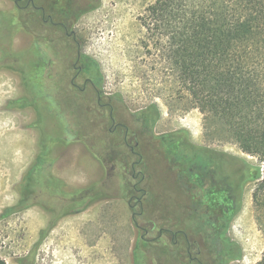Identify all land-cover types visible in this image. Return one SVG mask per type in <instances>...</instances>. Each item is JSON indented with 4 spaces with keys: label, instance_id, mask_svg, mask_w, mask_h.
Masks as SVG:
<instances>
[{
    "label": "trees",
    "instance_id": "obj_1",
    "mask_svg": "<svg viewBox=\"0 0 264 264\" xmlns=\"http://www.w3.org/2000/svg\"><path fill=\"white\" fill-rule=\"evenodd\" d=\"M33 2L36 7L44 6L54 22L71 27L95 8L93 0ZM41 14L31 5L0 12V69L15 74L22 90L7 107L30 109L34 115L31 127L38 132L37 153L18 185L19 199L6 210V216L38 204L42 190L50 198L67 200L66 207L75 198L77 208L72 212L105 197L92 189L74 194L65 190V184L52 174L56 147L82 142L102 163L115 162L125 176L132 158L121 141L108 145L104 141L102 152H97L96 140L82 139L99 135L100 128L94 123L93 108L84 107L71 90L60 86L67 71L65 60L73 49L62 30L44 23ZM139 22L144 29L142 49L154 57L158 72L171 80L169 97L187 99L205 125H219L239 151L258 164L196 145L184 129L155 137L160 158L174 171L177 184L190 199L186 215L194 214L200 220L209 253L218 255L220 264H227L241 256L240 248L226 234L242 208L243 189L249 182L254 183V220L264 237V0H150ZM17 31L29 36L30 43L24 51L13 53L11 40ZM85 70L99 77L98 64L90 58ZM159 117L156 103L150 102L134 115L140 131L130 130L138 136L150 134ZM138 153L142 158L139 167H144L143 154ZM129 185L125 183L126 188ZM82 203L86 204L81 207ZM54 212L55 222L64 215L63 210ZM137 253L134 261L139 264L142 254ZM0 264H6L2 258ZM255 264H264V249Z\"/></svg>",
    "mask_w": 264,
    "mask_h": 264
},
{
    "label": "rangeland",
    "instance_id": "obj_2",
    "mask_svg": "<svg viewBox=\"0 0 264 264\" xmlns=\"http://www.w3.org/2000/svg\"><path fill=\"white\" fill-rule=\"evenodd\" d=\"M149 1L93 0L95 8L84 14L73 30L82 54L98 64V85L101 93L109 97L117 121L128 125L132 131H140L134 115L150 102L158 107L160 117L152 132L138 136L137 151L143 154L145 163L136 170L145 173L140 187L146 192L140 220H153L159 226L183 224L189 238L199 240L198 231L203 232L204 228L194 214L186 215L190 199L177 184L174 171L160 158L155 137L184 129L196 145L241 158L253 166L258 164L239 151L219 125H205L203 116L187 99L169 97L171 80L165 73L158 72L154 57L141 47L144 29L139 17ZM14 10L10 0H0V12ZM29 43V36L17 31L11 40V50L20 53ZM21 94L18 77L0 69V258L6 264H20L21 260L25 264H132L134 230L131 211L123 198L129 197L125 183L129 181L131 185L139 178L134 181L129 172L125 176L115 162L102 163L82 142L53 150L52 174L65 184L69 193L92 189L105 194L107 199L55 222L54 211L64 210L67 200L41 194V206L6 216V210L19 199L18 185L37 153L38 132L31 127L33 112L7 107L9 101ZM94 142L97 152H102L104 141ZM136 160L137 157L131 158V161ZM111 166H115V170L110 171ZM253 187V182L245 184L242 208L227 231L230 241L240 248L241 256L227 264H255L261 258L264 237L254 220ZM203 233L205 237L207 232ZM199 246L206 258L208 247L201 242ZM166 264L176 263L169 260Z\"/></svg>",
    "mask_w": 264,
    "mask_h": 264
},
{
    "label": "flooded vegetation",
    "instance_id": "obj_3",
    "mask_svg": "<svg viewBox=\"0 0 264 264\" xmlns=\"http://www.w3.org/2000/svg\"><path fill=\"white\" fill-rule=\"evenodd\" d=\"M11 2L14 7H20V5L21 7H28L31 5L33 9L41 11V19L44 23L51 24L54 28L59 30L61 29L66 40L71 44V49H73L72 53L65 60L67 71L63 73L62 79L64 85L60 86H66L71 90L74 98L77 101L82 102L81 104L84 107L93 108L96 117L94 123L97 124L101 132L99 135L84 137L82 139L107 142L121 141L125 145L126 155L129 157H137L136 161L130 162L129 173L134 181L138 178L139 179L127 187L126 190L129 197H127V199L123 198L131 211L130 220L134 230V237L131 241L132 264H136L134 259L135 254L137 253V248V255L140 257L142 254V257L139 258V264H166L169 260H172L176 264H220L219 256L214 253L210 254V250L208 251L206 258L202 255V249L199 246V242L206 247L203 235L204 231H198L200 241L197 239L191 240L187 231L182 227L183 224L165 223L164 225L159 226V224L153 220L144 222L140 220L142 202L146 192L140 187L144 179V174L142 171L136 170L142 159L136 150L138 135L134 134L126 124L117 121L115 110L112 103L109 101V97L104 96L103 93H101V89L98 85L99 77L94 72H87L85 70L88 65V57L82 54L80 50V42L77 40L73 27L69 24L54 22L52 17L47 14L46 8L44 6L36 7L33 0H12ZM131 141L134 142L133 145L130 144ZM113 170H115V166L110 167V171ZM74 193L75 192L73 191V194ZM41 194H46L48 196L46 191H40V200H38V204L36 205H42L43 201L41 202V200L43 197H41ZM136 194H138V196ZM107 198L108 197L105 196L104 198L91 203L90 206ZM74 201L75 198H72V200L69 201V205L63 210L64 215L62 214L59 219L79 214L90 207L72 212L77 208ZM85 204L86 203H82L80 206L83 207ZM136 208L138 209V212L136 211ZM192 249H194V252H192ZM209 258H211V260H209Z\"/></svg>",
    "mask_w": 264,
    "mask_h": 264
}]
</instances>
